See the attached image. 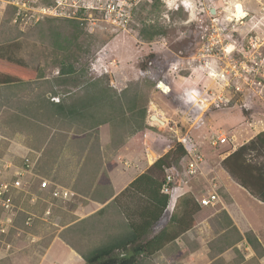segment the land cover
Here are the masks:
<instances>
[{
    "label": "rangeland",
    "instance_id": "374dc122",
    "mask_svg": "<svg viewBox=\"0 0 264 264\" xmlns=\"http://www.w3.org/2000/svg\"><path fill=\"white\" fill-rule=\"evenodd\" d=\"M56 1L37 0V5ZM239 5L245 16L236 15ZM138 9L127 32L66 20L15 24L11 12L0 13V45L9 47L16 58L26 61L37 77L26 83L0 85V158L13 143L30 139L34 141L33 148L41 149L43 139L67 131L81 135L89 131L77 152L90 146L84 164L81 157L68 156L62 160L45 156L40 166H35L39 178L73 190L81 200L69 205L58 203L53 207L54 219L45 222L42 219L47 203H39L44 195L38 192L42 179L30 177L33 186L27 194L23 193L24 200L20 198L19 204L14 197V202L23 208L15 222L16 229L7 235L0 234V264H40L52 241L69 231L59 233L62 226L74 220L75 211L87 212L84 211L87 207L97 208L90 201L110 197V191L102 193L100 186L95 188V185L98 181L101 186L107 182L111 159L115 157L123 164L132 160L140 166L137 169L140 174L186 136L188 144L193 142L201 150L205 164L203 174L196 177L187 178L179 172L177 185L188 182L198 196H207L217 189L221 198L217 205L204 208L205 219L212 227L207 234L212 256L222 251L221 236L230 227L223 210L233 217L236 213L249 224L226 192L224 184L232 181L222 161L264 132V0H150ZM69 67L76 70L75 81L64 84L62 79L68 77H60V71ZM99 88L108 89L113 97L126 89L129 95L138 94L139 108L147 109L146 124L149 110L153 109L168 121L169 128L159 130L147 124L149 130L130 136L127 123L121 124V134L105 124L111 144L102 150L98 128L104 122L111 123L115 115L111 104L102 112L94 108L95 117L85 116L84 121L77 123L78 127L47 119L49 106L43 107L57 103L54 97L60 102L65 100L63 104H72L75 99L79 102L98 94ZM127 101L128 98L124 107L129 106ZM222 135L232 141L213 147L212 137ZM130 139L128 147L132 155L127 156L130 160L117 157L121 146ZM152 172L160 180L165 176L159 170ZM236 188H231V193L253 222L249 225L260 241L261 250L252 248L260 260L264 257V205ZM135 190L126 214L139 221L141 211L147 207L154 209V204L148 192L142 188ZM34 196L39 197L36 204L31 203ZM231 202L233 208L229 206ZM171 205L163 213L167 219L186 212L182 203L174 211ZM103 212L107 213L108 209ZM28 214L36 215L31 225H27ZM145 216L150 220L149 213ZM103 228L106 231V225ZM82 238L84 243L93 245L91 235ZM236 252L235 262L260 264L257 259L247 262L240 251ZM220 262L215 260L213 264Z\"/></svg>",
    "mask_w": 264,
    "mask_h": 264
},
{
    "label": "crops",
    "instance_id": "0c3cea01",
    "mask_svg": "<svg viewBox=\"0 0 264 264\" xmlns=\"http://www.w3.org/2000/svg\"><path fill=\"white\" fill-rule=\"evenodd\" d=\"M63 101L53 104H45L43 109H45L47 106L54 108L56 107L55 104H63ZM47 119H49L48 115ZM98 130L101 149H108L111 144V135L108 126H100ZM88 133L89 132H87V134L81 135L67 131L64 133V135H58L54 137L49 136V138L47 137L46 139H43L44 142H42V144L39 146L41 149L36 147L33 148V140L28 139L25 140V142L21 140V142L18 141L17 143H13V145L10 146V148L3 154V157L1 158H4L8 161H13L16 166H21V164L24 162L23 157L28 156L29 159L35 162L36 166L39 167L43 157L45 156V158L59 157L62 160H65V158L68 156H74L73 158L81 157L82 164H84L86 160L85 158L90 153V146L88 145L86 150L82 151L80 149L78 152L77 148H79L78 146H80V144H82L87 139ZM129 142H131V139L127 140L121 146L117 157L124 156V160L129 159L127 156L132 155L128 147ZM146 143L148 145V142ZM14 156L15 160L12 158ZM161 157L162 156H160V158ZM109 164H111V167L107 169V182L105 185L101 186V182L98 181L96 182L95 188L100 186L99 190H103L102 193L105 194L110 191V197L108 199H95L90 201L91 204L96 205L97 208L90 206L87 207L90 210H84L87 212H81V209L75 211L73 213L74 220L62 226L59 233L61 234L65 230L69 231H67L65 235L62 234L63 236L56 237L52 241V243L46 249V253L42 257L40 264H88L85 260V257L90 256L98 250L115 247L119 248L116 253L118 252L120 254V252H124L125 255H128L131 250L138 248L139 244L141 249H145L150 255H141V257L138 259V264H213L215 260H220V264H243V262H235L238 253L233 249H228L224 252H217V256H212L211 248L208 245L211 243V241H209V237L207 236L212 227L211 223L209 224L206 219L199 222L195 227L187 230L184 229L186 225L184 222L192 220L195 217V213L192 212L196 209L195 203L200 206L199 201L206 197L204 195L198 196L194 192L193 187L190 186L188 182H183L181 185L177 186L175 199L173 202H170L172 204L171 206H173V211L176 209L177 204L182 203L185 205L186 212L180 214L179 216L176 214V219L174 220L175 222H171V218L167 219L165 214L156 221L151 218L148 220L145 215L149 213V210L147 211L149 207L146 209L142 208L143 210L141 211L138 221L131 219L130 216L127 215L128 209L131 208V194H134L133 192L136 191L135 189H137L136 187H131V185L142 174L147 172L154 164L146 167V169L140 174H137V169H141L140 166H138L137 163L135 164L132 162V160L130 161V164H123V162L117 161L114 157L113 160L111 159ZM231 181L232 182L224 184L226 192L228 193L232 202L236 203V206H238L244 216H246L249 224L252 225L253 222L247 216L242 205L234 199L231 193V188L233 189V187H237L236 189L239 190L243 188L236 186L237 184L232 179ZM39 191L43 192L42 194L44 195L43 197H40L41 199L39 203H46L51 199L50 194L40 190L38 186V192ZM124 193L126 194L125 197L123 200H121L122 202L118 203L120 197L122 195L124 196ZM246 193L250 196L248 192ZM14 196L17 197L18 203L20 198H23L24 200L23 194L21 192H16ZM253 199L262 206L264 205V203L259 202L255 198ZM80 200L81 196L76 199L74 203H79ZM106 209H108V212L104 213L103 211ZM230 216L240 232L243 233L236 219L232 215ZM177 217L179 218L177 219ZM90 221H92L91 227L89 226ZM84 222L87 224L85 226L81 225V223L85 224ZM151 223L152 225L149 227ZM105 225L106 231L103 228ZM81 226L82 229L85 228L86 231L85 229L83 231L76 228H80ZM72 230H77V232H75V234H71L70 232H72ZM84 235H91L93 237V241L91 243L93 244L92 246L88 245L89 242H83L82 237ZM154 241H157V243L153 244ZM149 242H151V244H148ZM119 254L118 257H120Z\"/></svg>",
    "mask_w": 264,
    "mask_h": 264
},
{
    "label": "trees",
    "instance_id": "16d2710c",
    "mask_svg": "<svg viewBox=\"0 0 264 264\" xmlns=\"http://www.w3.org/2000/svg\"><path fill=\"white\" fill-rule=\"evenodd\" d=\"M136 17L137 11L135 13V18ZM66 21L81 24L74 20ZM76 74V70L73 67H69L66 70L62 69L60 71V77H68L62 79L64 84H68L70 81H75L73 76ZM36 78L35 73L30 69L26 61L16 58L15 52L9 47L0 45V85L5 86L15 83H26L34 81ZM92 86L95 88L97 87L95 85ZM97 93L98 94L86 97L79 102L75 99L72 104H55L56 107L54 108L48 107L47 115L49 116V120L57 124L64 123L72 127H78L77 123L84 121L83 118H85V116H90V118L95 117L93 112L94 108L97 110L101 109L100 112H102L105 110L103 108H105L107 104H111L115 115H113L111 123L104 122L102 125L109 124L110 127L117 130L118 134H121V130L123 129L121 124L127 123L125 125H127V128L129 129L130 136L144 133L150 129L146 124L147 109H142L138 106L140 104L138 94H136V96L129 95V89H126L121 94L115 93V96L113 97L109 96L108 89L103 88H99ZM126 98L129 99V102L127 101V104H129L128 107H124L123 105L126 104L124 103ZM126 116L128 118H126ZM125 119H127V121H124ZM88 130L92 131L93 129ZM187 158L188 153L182 144L173 145L170 151L161 157L147 172L142 174L131 185V187H136L138 189L142 186V189L148 192L149 198L154 204V209H150L149 214L150 218L154 221L163 215L169 206V201H171L170 196L161 194L164 178L167 173L172 171H174L177 176L179 175V172L184 173V165ZM222 167L238 186L248 192L251 197L264 203V132L232 152L222 161ZM153 170H159V172L165 173L164 178L160 180L154 177L152 174ZM177 186V182L175 181L173 187ZM195 205L196 209L193 212L195 213V217L192 220L184 222L186 224L184 227L185 230L195 227L199 222L206 218L207 210L204 209L205 207L198 206L196 203ZM229 206L230 208H233L235 205L233 206V203L231 202L229 203ZM235 214L234 218L238 222L243 233L240 232L228 212L223 210L222 215H224L229 221L230 227L225 228L224 236H221L222 242L224 243V246L221 248L222 252L228 249L239 251L237 245L243 240H246L255 250H258L259 248L261 250L260 241L255 236L254 232H252L250 225L247 222H244L241 217H238L239 215L237 216ZM175 219V214H173L171 222ZM152 223L149 227H151ZM233 234L237 235V237L234 238ZM156 243L157 241H154L153 244ZM148 244H151V242ZM118 249L119 248L115 247L101 249L90 256H86L85 260L88 264H138V259L141 255H150L145 249H141L140 244L138 245V248L131 250V252L124 258H120L116 255Z\"/></svg>",
    "mask_w": 264,
    "mask_h": 264
},
{
    "label": "built area",
    "instance_id": "2783aa9c",
    "mask_svg": "<svg viewBox=\"0 0 264 264\" xmlns=\"http://www.w3.org/2000/svg\"><path fill=\"white\" fill-rule=\"evenodd\" d=\"M150 0H57L51 5H37V0H0V13L11 12L15 24L22 22L31 25L38 24L46 19L75 20L87 26L110 27L127 32L134 22L135 13L139 6ZM245 19V18H244ZM243 24V20H239ZM55 102H60L58 98ZM158 116V117H157ZM147 124L149 127L164 130L169 128L168 121L157 111L150 109ZM231 138L224 135L213 136L211 144L213 147L229 143ZM187 153L188 158L184 165V175L187 178L196 177L203 174L205 158L201 150L193 144H188V137L179 139ZM15 160V156L13 157ZM21 166H16L13 161L0 158V234L7 235L12 229H16V220L19 218L23 208L14 202V194L21 192L27 194L33 186L30 177L39 178L35 172L36 163L23 157ZM177 175L174 171L167 173L164 178L161 192L171 197V202L175 199L177 187H173ZM42 179V178H39ZM40 190L50 194L51 199L47 201V208L44 211L43 221L48 222L53 219V207L59 204L74 203L80 195L73 190L51 184L48 180H43L39 185ZM39 197L31 198V203L36 204ZM221 198L215 189L204 199L199 201L201 207H212L217 205ZM27 225H31L36 219L35 214H28ZM9 248L11 245L8 246ZM237 249L243 254L245 261L250 262L257 259L260 264H264V257L259 260L252 246L243 240L237 245ZM119 254V253H118ZM120 258L126 255L120 252Z\"/></svg>",
    "mask_w": 264,
    "mask_h": 264
},
{
    "label": "bare ground",
    "instance_id": "6f19581e",
    "mask_svg": "<svg viewBox=\"0 0 264 264\" xmlns=\"http://www.w3.org/2000/svg\"><path fill=\"white\" fill-rule=\"evenodd\" d=\"M236 15L238 17L245 16V12H244L243 8L240 5L236 8ZM161 87H163V86L161 85ZM165 89L168 90L167 88H165Z\"/></svg>",
    "mask_w": 264,
    "mask_h": 264
}]
</instances>
